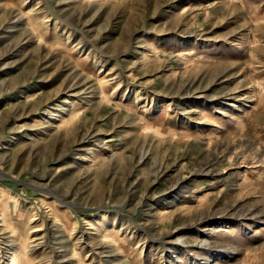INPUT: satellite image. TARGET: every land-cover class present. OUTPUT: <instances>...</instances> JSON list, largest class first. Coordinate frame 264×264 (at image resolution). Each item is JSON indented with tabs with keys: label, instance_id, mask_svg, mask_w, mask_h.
<instances>
[{
	"label": "rangeland",
	"instance_id": "1",
	"mask_svg": "<svg viewBox=\"0 0 264 264\" xmlns=\"http://www.w3.org/2000/svg\"><path fill=\"white\" fill-rule=\"evenodd\" d=\"M16 250L264 264V0H0V264Z\"/></svg>",
	"mask_w": 264,
	"mask_h": 264
},
{
	"label": "bare ground",
	"instance_id": "2",
	"mask_svg": "<svg viewBox=\"0 0 264 264\" xmlns=\"http://www.w3.org/2000/svg\"><path fill=\"white\" fill-rule=\"evenodd\" d=\"M2 215L4 216V213ZM19 263H20V251L16 250L12 256L11 264H19Z\"/></svg>",
	"mask_w": 264,
	"mask_h": 264
}]
</instances>
